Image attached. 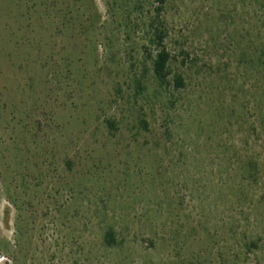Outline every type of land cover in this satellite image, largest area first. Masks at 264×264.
Listing matches in <instances>:
<instances>
[{
    "label": "rangeland",
    "instance_id": "rangeland-1",
    "mask_svg": "<svg viewBox=\"0 0 264 264\" xmlns=\"http://www.w3.org/2000/svg\"><path fill=\"white\" fill-rule=\"evenodd\" d=\"M0 264H264V0H0Z\"/></svg>",
    "mask_w": 264,
    "mask_h": 264
},
{
    "label": "trees",
    "instance_id": "trees-1",
    "mask_svg": "<svg viewBox=\"0 0 264 264\" xmlns=\"http://www.w3.org/2000/svg\"><path fill=\"white\" fill-rule=\"evenodd\" d=\"M150 28V32L152 34L151 38L149 39V43L154 46V50L152 55L148 53V57L150 58V68L151 72L159 85L168 86L170 84L169 75L170 71L168 70V62L170 59V53L166 50L165 46L163 45V39L165 37V30L164 28L157 27L154 25V20L148 23ZM159 26V24H158ZM172 86L173 88H181L183 86V80L179 74H174L171 76ZM67 165L69 162H66ZM243 198L241 195L236 198L234 204V214L237 216V221L234 220V223L239 222L240 218L242 219V215L244 210L241 206H243ZM241 227H243L241 225ZM234 229V228H233ZM235 230V229H234ZM242 238V247L247 252H252L259 248L258 246V239L251 238L247 236L245 232H243ZM121 243V238L116 233L112 224L105 223L102 234H101V245L105 248L119 246Z\"/></svg>",
    "mask_w": 264,
    "mask_h": 264
}]
</instances>
